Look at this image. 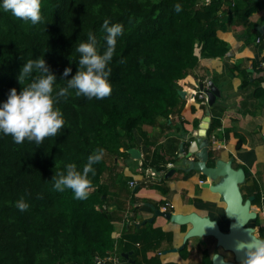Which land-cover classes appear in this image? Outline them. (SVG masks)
Instances as JSON below:
<instances>
[{"label":"trees","instance_id":"obj_1","mask_svg":"<svg viewBox=\"0 0 264 264\" xmlns=\"http://www.w3.org/2000/svg\"><path fill=\"white\" fill-rule=\"evenodd\" d=\"M234 1L41 0L42 20L36 24L0 8V101L10 88L19 91L29 83L31 77L17 79L25 60L43 55L56 74L54 91L58 90L77 70L76 45L87 33L96 35L102 51L103 20L123 25L109 62L110 94L88 98L70 89L66 99L57 101L65 124L40 145L27 139L17 143L10 134H0V264H110L108 257L121 256L123 249H132L138 263L139 255L145 257L155 248L153 239L159 241L162 233L136 236L140 249L124 245L122 238L116 241L117 217L109 209L103 179L120 168L135 129L180 113L178 81L197 66L198 52L210 57L225 54L228 45L218 32L227 29L226 17L233 14L247 23L264 7V0ZM176 2L182 5L179 12L173 7ZM66 66L72 72L62 76ZM213 128L211 124L209 134ZM98 147L105 151L94 164L95 175L89 174L86 198L52 186L53 175L65 163L75 162L80 169ZM213 163L211 159L208 165ZM21 196L29 204L23 211L15 204ZM256 221L248 225L256 227ZM136 226L130 223L128 230ZM258 233L264 240V227Z\"/></svg>","mask_w":264,"mask_h":264},{"label":"crops","instance_id":"obj_2","mask_svg":"<svg viewBox=\"0 0 264 264\" xmlns=\"http://www.w3.org/2000/svg\"><path fill=\"white\" fill-rule=\"evenodd\" d=\"M225 22L227 29L218 32L228 45L225 54L210 57L199 51L197 66L178 81L185 91L180 113L161 118L157 125L135 129L129 149L120 157V168L116 173H106L103 179L109 209L117 217L116 241L122 238L124 245L140 249L142 244L136 236L163 235L159 241L153 239L155 248L148 250L145 257L139 255L138 263L132 249L122 248L121 256L113 253L108 257L110 264H130V259L135 264H212L216 252L233 260V253L218 247L214 236L186 237L190 223L180 224L155 215L150 206L171 214L210 217L228 231L226 202L220 193L205 185L207 176L188 166L189 160H197L194 154L187 157V153L206 116L210 118L209 128L214 125L208 133L209 161H231L235 168L244 169L246 178L241 191L244 199L253 197L258 236L259 228L264 227V29L257 30L264 25V7L253 13L247 23L233 14ZM212 85L218 94L213 104H205L194 91H208ZM130 223H135L136 229L128 230Z\"/></svg>","mask_w":264,"mask_h":264},{"label":"clouds","instance_id":"obj_3","mask_svg":"<svg viewBox=\"0 0 264 264\" xmlns=\"http://www.w3.org/2000/svg\"><path fill=\"white\" fill-rule=\"evenodd\" d=\"M173 7L177 12L182 9L180 2H176ZM0 8L11 11L13 15L29 20L33 24L42 20L41 0H0ZM101 27L106 33L103 50L97 46L96 35L89 31L87 39L76 45V51L80 54L77 70L66 79V85L58 90L54 91L56 74L50 70L43 55L23 62L17 79L19 81L25 77L31 79L19 91L15 87L10 88L7 98L0 101V134H10L17 143L27 139L40 145L46 136H55L65 124L57 101L61 97L66 99L71 94L70 89L75 90V95H84L88 98L99 99L110 94L109 62L115 52L117 37L122 34L123 25L120 22L110 24L109 18H105ZM258 39L257 42H260V38ZM70 72L71 67L66 66L62 76H68ZM104 151L103 147L93 150L80 169L75 162L65 163L64 169L53 175L52 186L60 191L69 188L75 198H86L91 186L89 174L95 175L94 164L102 159ZM15 204L21 211L29 207L23 196L17 199ZM237 248L245 249L242 264H264V240L241 242Z\"/></svg>","mask_w":264,"mask_h":264},{"label":"water","instance_id":"obj_4","mask_svg":"<svg viewBox=\"0 0 264 264\" xmlns=\"http://www.w3.org/2000/svg\"><path fill=\"white\" fill-rule=\"evenodd\" d=\"M264 25L258 27L259 32H263ZM183 90H180L181 96L184 95ZM218 91L212 85L208 90L209 104H213ZM210 118L206 116L204 123L198 132L196 140L192 143L187 157L195 155L197 160L191 159L188 161V166L191 170H200L208 181L205 183L212 191L221 194L222 199L226 202V216L228 217L229 229L223 231L217 220L210 217H202L196 213L187 215L171 214V212L155 210V215H163L167 219L180 224L190 223L192 226L188 230L186 237L192 236H214L217 240L218 247L224 251L231 252L234 255L233 260L226 259L222 252H216L213 257L212 264H242L245 256V249L237 248L241 242H248L253 239L262 240L256 232V228L249 226L248 223L251 219L257 217L256 212L252 209L253 197L244 199L241 184L245 181L246 173L242 168H235L231 161L216 160L212 166L208 165L210 157V140L208 137ZM176 169H172L170 174ZM152 218L149 219V222ZM144 221L142 224H144ZM129 258V254L125 255ZM99 264H106L100 262ZM130 264H135L134 260L130 259Z\"/></svg>","mask_w":264,"mask_h":264},{"label":"built area","instance_id":"obj_5","mask_svg":"<svg viewBox=\"0 0 264 264\" xmlns=\"http://www.w3.org/2000/svg\"><path fill=\"white\" fill-rule=\"evenodd\" d=\"M210 0H206V3L209 2ZM259 41V39H258ZM262 65L264 66V63H262ZM194 94L199 96L202 100L203 103L205 104H208L209 102V96L208 94L206 93V91L204 89H201V90H195L194 91ZM167 209V206H164V210Z\"/></svg>","mask_w":264,"mask_h":264},{"label":"rangeland","instance_id":"obj_6","mask_svg":"<svg viewBox=\"0 0 264 264\" xmlns=\"http://www.w3.org/2000/svg\"><path fill=\"white\" fill-rule=\"evenodd\" d=\"M206 93L208 94V91H206ZM119 163H120V162H119ZM116 183H117V184H120V178H117ZM117 186H118V185H117Z\"/></svg>","mask_w":264,"mask_h":264}]
</instances>
